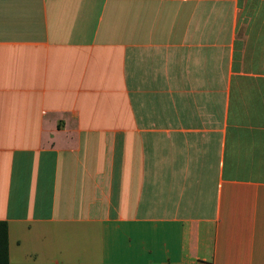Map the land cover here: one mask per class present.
I'll return each instance as SVG.
<instances>
[{
	"label": "crops",
	"instance_id": "obj_1",
	"mask_svg": "<svg viewBox=\"0 0 264 264\" xmlns=\"http://www.w3.org/2000/svg\"><path fill=\"white\" fill-rule=\"evenodd\" d=\"M9 264H264V0H0Z\"/></svg>",
	"mask_w": 264,
	"mask_h": 264
},
{
	"label": "trees",
	"instance_id": "obj_2",
	"mask_svg": "<svg viewBox=\"0 0 264 264\" xmlns=\"http://www.w3.org/2000/svg\"><path fill=\"white\" fill-rule=\"evenodd\" d=\"M0 264H9L8 225L0 221Z\"/></svg>",
	"mask_w": 264,
	"mask_h": 264
}]
</instances>
